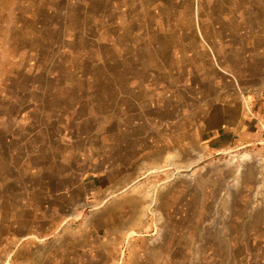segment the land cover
<instances>
[{
  "label": "rangeland",
  "instance_id": "374dc122",
  "mask_svg": "<svg viewBox=\"0 0 264 264\" xmlns=\"http://www.w3.org/2000/svg\"><path fill=\"white\" fill-rule=\"evenodd\" d=\"M212 3L0 0V264H264V1L231 40Z\"/></svg>",
  "mask_w": 264,
  "mask_h": 264
},
{
  "label": "crops",
  "instance_id": "0c3cea01",
  "mask_svg": "<svg viewBox=\"0 0 264 264\" xmlns=\"http://www.w3.org/2000/svg\"><path fill=\"white\" fill-rule=\"evenodd\" d=\"M213 1V0H210ZM215 0V3H212V7L215 8L217 13H213L211 16L206 18L205 24H208V28L205 29L206 36L212 38L215 33L230 35V40L233 39V29L238 24H248L253 25L256 19H261V11L256 12L260 6V2L264 0ZM255 1V2H254ZM235 2V3H234ZM211 3V2H210ZM241 3V17H234V8H240ZM236 4L234 7L233 5ZM264 4V3H263ZM247 9V10H246ZM258 9V10H259ZM240 12V13H241ZM225 14L222 17L216 16L217 14ZM257 21V20H256ZM264 25V19H262ZM246 22V23H245ZM262 24V23H260ZM259 24V26H260ZM218 25V26H217ZM257 25V24H256ZM249 34V33H248ZM232 35V36H231ZM243 37V35L241 36ZM247 40L253 42L248 48L250 56H259L260 52L258 51L257 41L261 40L264 42V27L262 31L251 33ZM237 39V38H235ZM264 56V53L261 54ZM233 61V60H230ZM246 110L244 107L241 98L237 95L231 96L230 100L225 101V106L220 110L216 102L212 105L217 108L215 111L208 113L207 120L212 119L220 121L219 127V137H222L226 142H237V141H248L258 137V123L255 121V117H258L260 112L256 108H251L252 104ZM217 111V112H216ZM212 113V114H211ZM211 114V115H210ZM214 116V117H213ZM206 119V118H204ZM197 120V118H195ZM162 149H158V152H161ZM130 167V166H129ZM130 169V168H129ZM131 170V169H130ZM136 199V197H135ZM60 263H57L58 260H16V264H64L65 260H60ZM75 264H82V260H73Z\"/></svg>",
  "mask_w": 264,
  "mask_h": 264
}]
</instances>
